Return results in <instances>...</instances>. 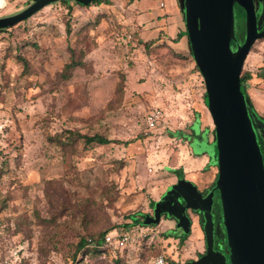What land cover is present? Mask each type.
Wrapping results in <instances>:
<instances>
[{"label":"rangeland","instance_id":"obj_1","mask_svg":"<svg viewBox=\"0 0 264 264\" xmlns=\"http://www.w3.org/2000/svg\"><path fill=\"white\" fill-rule=\"evenodd\" d=\"M0 1V17L31 2ZM100 1L60 0L0 29V264H154L158 254L185 264L206 250L197 214L188 234L166 216L157 225L132 224L129 217L152 214L153 202L180 177L202 191L197 171L206 157H198L212 146L217 156L204 79L200 71L189 76L194 58L185 61L169 36L165 42L166 20H158L172 0H143L141 19L150 28L143 38L135 21L139 0ZM234 17L240 36L242 7ZM72 54L83 65L65 79L61 72ZM260 69L264 38L252 46L242 73ZM156 109L163 117L151 128ZM197 111L192 140L182 131ZM206 123L212 132L205 129L200 139ZM69 129L115 142L65 147L60 140ZM114 228L135 236L128 248L76 251L82 237Z\"/></svg>","mask_w":264,"mask_h":264},{"label":"water","instance_id":"obj_2","mask_svg":"<svg viewBox=\"0 0 264 264\" xmlns=\"http://www.w3.org/2000/svg\"><path fill=\"white\" fill-rule=\"evenodd\" d=\"M60 0H31L20 12L0 17V29L26 20ZM88 6L94 0H73ZM246 14L245 41L234 46V5ZM182 11L190 49L204 79L206 103L215 126L218 176L204 191L185 177L169 185L153 202L154 214L145 225H157L163 214L176 220V228L189 233L199 214L206 251L185 264H264V151L255 116L241 80L245 61L256 40L264 38L262 4L255 0H183ZM224 238L217 242L216 201ZM219 247V248H218Z\"/></svg>","mask_w":264,"mask_h":264},{"label":"crops","instance_id":"obj_3","mask_svg":"<svg viewBox=\"0 0 264 264\" xmlns=\"http://www.w3.org/2000/svg\"><path fill=\"white\" fill-rule=\"evenodd\" d=\"M162 3H163V5H162ZM142 4H143V0H139V3L137 4L138 6H137V8H135L137 10V13H138L135 21H137L136 25L137 24H138V26L140 25L138 27V29L140 31L141 37L143 38L142 34L149 31L150 28H148L147 23L141 19V15L144 11ZM160 5L165 7L166 3L164 1H162L160 3ZM158 16H159V18H158L159 21H161L162 19L166 20V26H167L168 32L166 33L167 35L165 38V42H167L166 39L168 38V36L170 37V40H172V41L176 40V41H174V45L175 46L177 45V47H179L178 49L182 50L181 51V52H183L182 55L185 57V61H186V58H188L189 56L191 57V51H190V44H189V39H188V35H187V30H186V24H185V20H184V14H183V11H182L181 6H180V1L179 0H172L171 8L165 14L166 17L163 18L160 15H158ZM144 39H145L144 40L145 42L150 41L149 38L146 39V37H145ZM175 54L177 57L180 55L178 52H176ZM192 72L193 73L189 74V76L190 77L196 76L197 72H194V71H192ZM244 88L248 92L256 111L260 115L264 116V79L262 77L258 76L257 74H255V75L253 74V77L244 84ZM199 112L197 111V113L192 116L191 124H190V127L188 128V131H182L185 135H189V136H191L192 131H194V135L191 136L192 140L197 137V134L195 133V130L193 129V127L195 126V123L198 119L197 115L199 114ZM202 127H203L202 129L198 128L199 130H201L200 134L198 135L200 137V139H203L205 129H208V131H209L208 133L212 132L211 125L209 123H206ZM212 140L213 139H211V137L208 136L207 137V141H208L207 144L212 145L213 144ZM194 149H196V148H193V151H199L197 149L196 150H194ZM214 152H215V147L212 146V148H209L206 152L201 153V155L198 157V158L206 157L205 164L203 165V167H200L197 171L199 174L200 184L203 186V187H201V189L204 188L203 190L208 188L218 176V166H215L214 164H212L214 157L216 158V155H214ZM192 154L193 153H190V155H192ZM207 155H209V156H207ZM176 181H174L172 183H175Z\"/></svg>","mask_w":264,"mask_h":264},{"label":"trees","instance_id":"obj_4","mask_svg":"<svg viewBox=\"0 0 264 264\" xmlns=\"http://www.w3.org/2000/svg\"><path fill=\"white\" fill-rule=\"evenodd\" d=\"M62 1L65 3H69V1H73V0H62ZM73 2L75 4H78L75 1H73ZM95 3H101V1L100 0H94L91 4H95ZM244 13H245V11H244ZM259 22L262 23V20L260 19ZM150 43H151V40L146 42V44L148 46L150 45ZM191 58L193 59L192 52H191ZM82 65H83V63L81 61L76 60L72 54L70 59L65 64V66L62 70L61 76L65 79H69L72 76L74 69L77 68L78 66H82ZM193 70H195L194 72H199V68L196 64H195ZM256 74L264 79V72L262 69H260ZM252 77H253V72H251V71H246V72L242 73L241 80H242L243 88H244V84L247 81H249ZM203 88H204L203 99L206 103L207 97H206V87H205L204 82H203ZM244 93H245V95L249 101L250 108H251L254 116L261 119L264 122V116L260 115L256 111V109L254 108V105L252 103V100H251V98H250V96H249V94L245 88H244ZM172 135H174V134H172ZM192 135H194V131H192L191 136ZM65 136L66 137H64V139L60 140L61 145L65 146V147H69V146L75 144V142H77L78 140H83L86 146L94 145V144L106 145V144H109L111 142H115V140H112V139L108 138L107 136H105L101 133H95V134L89 135V134H83L77 130H72V129L67 130ZM129 217L132 219V224L140 223L141 220L144 219L143 215H141V218L139 219L137 213L131 214ZM200 222H201V220H200ZM201 226H202V222H201ZM202 228H203V226H202ZM113 230H115V228L111 229L107 232H102L99 235L91 234V236L89 238L82 237L80 239V241L78 242L76 251H82L84 254H89V253L97 254V253L108 252L109 249H111V250H113V249L114 250H124V249L128 248L129 243L126 244L122 248H120V247L113 248V247L105 244V236L110 231H113ZM166 236L169 237L171 235L166 234ZM186 237H187V235L179 237L181 244L184 243ZM203 253H205V251ZM203 253H200L199 256L202 255ZM166 258L171 264H180V262H178L177 260H175L171 257L166 256ZM154 260H155V258H154Z\"/></svg>","mask_w":264,"mask_h":264},{"label":"built area","instance_id":"obj_5","mask_svg":"<svg viewBox=\"0 0 264 264\" xmlns=\"http://www.w3.org/2000/svg\"><path fill=\"white\" fill-rule=\"evenodd\" d=\"M163 5V3H162ZM163 117V113L161 110H154L150 113L148 117L149 126L151 128H155L156 125L159 123V120ZM135 236H133L130 232H118V231H110L105 236V244L115 247H124L126 244L134 241ZM154 264H171L164 254H158L155 257Z\"/></svg>","mask_w":264,"mask_h":264},{"label":"flooded vegetation","instance_id":"obj_6","mask_svg":"<svg viewBox=\"0 0 264 264\" xmlns=\"http://www.w3.org/2000/svg\"><path fill=\"white\" fill-rule=\"evenodd\" d=\"M255 2H256V5H260V4H262L263 5V7H264V0H255ZM236 6H239L238 5V3H235V5H234V8L236 7ZM260 19L262 20V23H261V26L263 25V23H264V13L261 15V16H259V21H260ZM245 20H246V14H245ZM246 24V23H245ZM235 32H236V26H235ZM237 36V35H236ZM245 39V32H243L240 36L238 35L237 36V38L236 39H233L232 40V44L234 45V46H236L237 47V45H239V44H243L244 43V40ZM255 121H256V127H257V130H258V133H259V138H260V140H261V143H262V147H263V151H264V122L261 120V119H259V118H257V117H255ZM207 189V188H206ZM205 189V190H206ZM205 190H202V192H204ZM216 192V194H217V201H216V213H217V224H216V237H217V242H219V241H222L223 240V238H224V234H223V230H222V226H221V223H220V214H219V203H220V196H219V191L218 190H216L215 191ZM187 212H188V214L191 216V217H193L192 216V214H197V213H195L192 209H189V210H187ZM152 214H154V210L152 211ZM145 215V214H144ZM143 215V216H144ZM198 216H199V214H197ZM163 216H166V214H163ZM162 216V217H163ZM167 217V216H166ZM171 219H173V218H171ZM143 220V219H142ZM141 220V221H142ZM175 220V219H174ZM199 220H200V216H199ZM176 221V220H175ZM219 248V247H218ZM206 251V250H205Z\"/></svg>","mask_w":264,"mask_h":264},{"label":"bare ground","instance_id":"obj_7","mask_svg":"<svg viewBox=\"0 0 264 264\" xmlns=\"http://www.w3.org/2000/svg\"><path fill=\"white\" fill-rule=\"evenodd\" d=\"M4 5H5V3H3V2L0 1V7H2Z\"/></svg>","mask_w":264,"mask_h":264}]
</instances>
